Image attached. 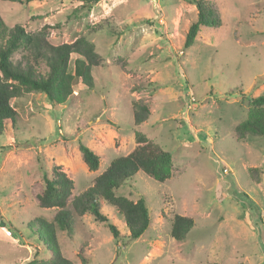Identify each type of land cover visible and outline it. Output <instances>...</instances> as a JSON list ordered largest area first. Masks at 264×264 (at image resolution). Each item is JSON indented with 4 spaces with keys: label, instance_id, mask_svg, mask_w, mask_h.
<instances>
[{
    "label": "rangeland",
    "instance_id": "1",
    "mask_svg": "<svg viewBox=\"0 0 264 264\" xmlns=\"http://www.w3.org/2000/svg\"><path fill=\"white\" fill-rule=\"evenodd\" d=\"M208 1L222 24L202 28L184 49L198 15L191 0H0L9 29L47 26L54 45L85 36L103 58L94 88L77 84L73 102L52 104L37 92L11 102L19 119L0 135V264H25L37 251L47 257L37 231L57 211L41 208L32 191L44 170L61 166L77 197L134 149L137 132L174 163L166 183L138 173L119 190L146 201L149 228L131 240L102 201L121 238L86 215L72 237L58 231L63 255L73 264H83L80 252L87 264H264V138L239 141L235 132L248 100L264 95V0ZM136 102L150 110L138 128ZM81 144L100 157L98 171L84 163ZM175 215L195 221L182 242L171 237Z\"/></svg>",
    "mask_w": 264,
    "mask_h": 264
},
{
    "label": "trees",
    "instance_id": "2",
    "mask_svg": "<svg viewBox=\"0 0 264 264\" xmlns=\"http://www.w3.org/2000/svg\"><path fill=\"white\" fill-rule=\"evenodd\" d=\"M13 3H29L33 0H2ZM94 4L98 0H84ZM198 15L185 37L184 49L194 46L202 28H216L222 21L208 0H191ZM16 54L21 57L16 59ZM72 56H76L71 65ZM103 66V58L96 45L82 36L72 43L54 45L50 41L48 27L29 33L24 27L16 25L9 29L0 16V135L8 128L18 124V112L13 100H22L37 92L45 94L49 103L65 105L78 97L75 87L82 83L93 89L94 69ZM247 118L236 128L239 141L249 138H264V95L248 100ZM134 126L140 127L150 116L147 105L136 102L134 105ZM134 149L125 156L115 158L108 168L95 179L94 185L81 195L74 197V182L54 165L44 170L42 182L32 187L33 194L41 208L57 211L53 223L40 219L37 236L44 253L37 251L32 260L25 264H73L61 250L57 233L74 235L76 218L90 215L107 227L115 240L121 238L118 228L101 210L102 201L111 205L121 215L129 230V238L138 240L151 224L150 212L143 198L133 201L119 194L138 173L152 181L166 183L173 174V156L158 143L141 132L136 133ZM80 151L84 163L92 172L100 168V157L89 147L81 144ZM71 208V209H70ZM195 226L191 217L175 215L172 220L171 237L182 242ZM31 228V226H30ZM83 264L88 262L82 252L79 255ZM220 264V263H215Z\"/></svg>",
    "mask_w": 264,
    "mask_h": 264
},
{
    "label": "built area",
    "instance_id": "3",
    "mask_svg": "<svg viewBox=\"0 0 264 264\" xmlns=\"http://www.w3.org/2000/svg\"><path fill=\"white\" fill-rule=\"evenodd\" d=\"M224 173H226V174L229 173L228 169H225V170H224Z\"/></svg>",
    "mask_w": 264,
    "mask_h": 264
}]
</instances>
